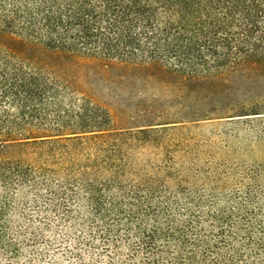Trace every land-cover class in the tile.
Here are the masks:
<instances>
[{"label": "trees", "instance_id": "trees-1", "mask_svg": "<svg viewBox=\"0 0 264 264\" xmlns=\"http://www.w3.org/2000/svg\"><path fill=\"white\" fill-rule=\"evenodd\" d=\"M73 56L166 69L189 89L196 121L264 115V100L227 96L220 82L264 64V0H0L6 254L26 243L44 257L40 243L76 264H250L239 230L243 248L264 253V227L255 242L247 228L254 211L217 207L171 154L142 159L176 122L114 129L111 110L53 63Z\"/></svg>", "mask_w": 264, "mask_h": 264}, {"label": "rangeland", "instance_id": "rangeland-1", "mask_svg": "<svg viewBox=\"0 0 264 264\" xmlns=\"http://www.w3.org/2000/svg\"><path fill=\"white\" fill-rule=\"evenodd\" d=\"M53 63L61 73L71 76L80 92L111 110L114 129L176 122V126L162 133V144L143 149L142 159L171 154L172 167L205 195L216 194L217 207L236 211L243 204L247 211H254L258 219L247 228L254 230V242L259 239L256 229L264 227V115L218 118L211 112L210 118L196 121L192 111L198 110L191 107L193 101L184 81L158 65L76 56L57 57ZM220 82L225 85L227 96L264 100V64L245 65L227 73ZM11 221L12 228H20L16 216ZM28 223L30 227L32 222ZM238 234L235 246L243 250L250 264H264V253L258 245L243 248V231ZM24 246L27 249L16 257L6 254L0 245V264H76L69 256L62 258L65 250L58 244L49 248L38 243L35 250L46 252L44 257L32 254L26 243Z\"/></svg>", "mask_w": 264, "mask_h": 264}]
</instances>
